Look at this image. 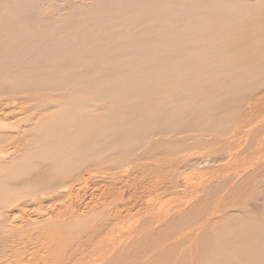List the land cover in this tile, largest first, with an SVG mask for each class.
Wrapping results in <instances>:
<instances>
[{
  "label": "bare ground",
  "instance_id": "bare-ground-1",
  "mask_svg": "<svg viewBox=\"0 0 264 264\" xmlns=\"http://www.w3.org/2000/svg\"><path fill=\"white\" fill-rule=\"evenodd\" d=\"M264 264V0H0V264Z\"/></svg>",
  "mask_w": 264,
  "mask_h": 264
},
{
  "label": "rangeland",
  "instance_id": "rangeland-1",
  "mask_svg": "<svg viewBox=\"0 0 264 264\" xmlns=\"http://www.w3.org/2000/svg\"><path fill=\"white\" fill-rule=\"evenodd\" d=\"M40 255H41V254L36 255V256L33 257V264H37ZM6 264H7V263H6Z\"/></svg>",
  "mask_w": 264,
  "mask_h": 264
}]
</instances>
